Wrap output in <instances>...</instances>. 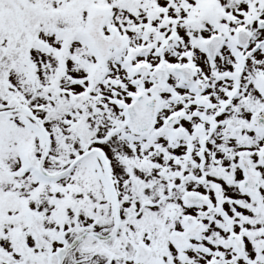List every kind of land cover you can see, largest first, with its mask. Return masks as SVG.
<instances>
[{"label": "snow or ice", "instance_id": "1", "mask_svg": "<svg viewBox=\"0 0 264 264\" xmlns=\"http://www.w3.org/2000/svg\"><path fill=\"white\" fill-rule=\"evenodd\" d=\"M0 264H264V0H0Z\"/></svg>", "mask_w": 264, "mask_h": 264}]
</instances>
